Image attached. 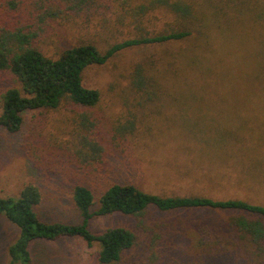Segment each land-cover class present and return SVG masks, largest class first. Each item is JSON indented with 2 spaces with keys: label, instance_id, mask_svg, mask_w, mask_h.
Wrapping results in <instances>:
<instances>
[{
  "label": "rangeland",
  "instance_id": "374dc122",
  "mask_svg": "<svg viewBox=\"0 0 264 264\" xmlns=\"http://www.w3.org/2000/svg\"><path fill=\"white\" fill-rule=\"evenodd\" d=\"M192 1L198 16L191 36L128 47L106 63L86 68L84 85L100 92L95 106L63 100L57 108L25 111L16 132L0 126L1 197L18 196L33 182L42 192L39 217L69 223L81 221L72 198L77 184L93 190L94 210L109 186L127 182L162 195L245 197L264 203V21L248 17L225 31L210 28L205 6L211 13L213 9L206 0ZM145 2L149 0H88L69 9L59 5L57 17L41 19V5L54 6L53 1L17 0L9 13L0 7V24L35 30V44L48 55L58 56L63 48L85 41L104 51L177 24L174 15L159 7L145 14L136 11ZM230 10L228 15L219 12L218 19L228 22ZM139 64L150 78L144 90L133 85ZM15 84L8 70H0V113L3 92ZM81 113L91 123L82 125ZM85 137L103 149L87 162L77 158L78 149H89ZM233 214L150 207L147 231L136 227L135 217L119 212L94 216L89 228L101 233L124 226L137 233L136 245L116 264H202L197 238L205 235L204 228L220 232ZM19 235L18 226L0 214V264H13L9 249ZM151 235L158 236L153 245ZM29 249L30 264H103L100 244L89 245L80 236L33 239ZM227 262L217 256L203 264Z\"/></svg>",
  "mask_w": 264,
  "mask_h": 264
},
{
  "label": "trees",
  "instance_id": "16d2710c",
  "mask_svg": "<svg viewBox=\"0 0 264 264\" xmlns=\"http://www.w3.org/2000/svg\"><path fill=\"white\" fill-rule=\"evenodd\" d=\"M54 6L42 4L40 18L57 17L60 6L73 8L87 3L88 0H50ZM95 1V0H94ZM128 3L129 0H117ZM213 13L205 6L210 25L222 31L233 21L253 17L264 21V0H206ZM55 4L58 7H55ZM17 0H0L9 13L17 7ZM165 9L175 16L176 25L167 30L146 32L138 37H131L110 45L101 50L93 42L85 41L65 47L58 56L44 53L36 44L37 33L30 27L0 24V70H8L16 84L2 94V112L0 126L11 132L18 131L23 123V114L29 109L57 108L63 100L84 107L95 106L100 100V92L84 85L83 73L92 65L106 63L119 51L137 45L163 43L185 39L194 32V19L197 11L192 0H149L148 4L137 5L136 11L145 14L155 8ZM216 11L214 10V8ZM228 22L218 19L219 12ZM205 14V13H204ZM245 16V17H244ZM261 78V76H259ZM142 66L135 68L133 85L140 90L149 83ZM262 92L264 94V73ZM264 98V95H263ZM244 100V99H238ZM250 100V99H246ZM245 100V101H246ZM264 101V100H263ZM81 124L90 122L88 115L81 113ZM83 147L77 150L78 160L87 162L88 157L101 156L102 147L98 143L86 139ZM89 150V151H88ZM81 157V158H80ZM73 201L80 212L81 221L69 223L63 221H44L36 206L42 200L39 186L33 182L26 183L18 196H0V214H4L18 228L20 235L10 246L9 256L13 264H30V241L33 239H58L64 236H80L89 245L100 244L99 260L103 264H116L124 252L137 243V233L128 227H110L101 233L89 228L90 220L96 215H109L116 212L131 215L136 219V227L146 229L147 213L150 207L161 211L176 209L211 208L233 212L220 232L212 233L204 228V236L196 240L198 245V262L204 263L208 258L223 257L227 263L248 260L264 264V203L254 202L245 197H214L205 194L162 195L149 192L133 182L114 183L99 197V206L95 205V194L85 184H77L73 188ZM148 225V224H147ZM149 226V225H148ZM158 236L151 235V244ZM201 247L203 250H201Z\"/></svg>",
  "mask_w": 264,
  "mask_h": 264
}]
</instances>
